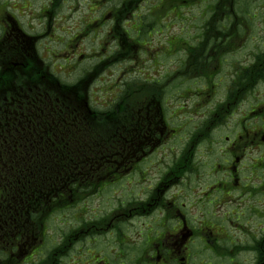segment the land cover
I'll return each mask as SVG.
<instances>
[{
    "label": "flooded vegetation",
    "instance_id": "af4514ba",
    "mask_svg": "<svg viewBox=\"0 0 264 264\" xmlns=\"http://www.w3.org/2000/svg\"><path fill=\"white\" fill-rule=\"evenodd\" d=\"M12 1L0 0V136L22 132L33 135L35 141L36 119L44 118L49 127L43 132L50 137L52 97L44 98L50 103L49 112L35 110L37 102L43 100L36 95L40 69L92 67L99 69L95 80L105 74L117 76L111 81V96L101 103L99 111L108 110L109 123L125 134L128 154L98 168L84 160L75 166L81 172L74 171V175L68 174V163L62 160L64 187L57 197L58 209L51 211V193L33 191L24 196L11 192L15 181L23 177L6 174L5 168L12 165L17 170L22 161L4 159L5 145L0 141V264H264V216H258L263 210L258 204L264 196V178H259V185L253 184L256 162L264 161V78L260 74L264 71V48L254 52L249 64L172 67L171 79L158 72L154 79L133 81V70L116 58L123 47V34L117 38L116 29L119 23L128 24L135 18V12L149 0H111L97 16V24L108 25L109 42L88 54L77 53L66 44L61 53L53 51L49 58L38 49L43 37L25 31L19 23L20 7L12 8L14 14L7 11ZM204 1L207 22L222 24V30L231 25L228 13L235 14L236 3H242ZM259 18L264 17L250 16L241 22L240 30L234 33L239 46L251 36L252 24ZM58 55L62 57L56 60ZM61 60L58 66L55 62ZM197 77L196 84L188 85ZM184 85H188L185 99L198 94L201 103L193 110L191 107L197 113L194 118L191 112L185 123L178 124L175 120L188 114H181L188 109L186 104L173 110ZM193 86L199 89L193 91ZM62 98L69 101L70 97ZM71 104L86 112L85 103ZM235 115L239 119L231 122ZM188 134L194 138L183 148L175 149V143L158 165L144 169L150 156L161 148L165 151L166 138L177 141ZM202 136L205 144L199 142ZM49 143H42V152L49 151ZM35 148L36 144L28 151ZM197 158H206L202 164L208 168L211 183L195 166ZM50 164L45 161V165ZM147 171L157 173L154 186L150 181L155 178L148 177ZM197 176L198 187L191 181ZM119 192L124 197L116 200L117 205L115 197L103 198ZM247 197L253 203L238 212L232 201ZM182 198L191 200L186 205ZM200 213H204L202 218L196 216ZM251 230V238L241 236Z\"/></svg>",
    "mask_w": 264,
    "mask_h": 264
},
{
    "label": "rangeland",
    "instance_id": "374dc122",
    "mask_svg": "<svg viewBox=\"0 0 264 264\" xmlns=\"http://www.w3.org/2000/svg\"><path fill=\"white\" fill-rule=\"evenodd\" d=\"M181 1L184 0H164V6L161 7L162 10L158 8L153 9L157 2L151 1L150 5H145L146 11H142V13L148 16V18H140L137 20V22H134L133 19L128 24L131 28L130 33L133 36L132 40L137 42L136 45L138 47V50H136V52H133L135 54V58H133L126 64V67L128 69H130V67H133L132 70L137 71V74L132 75V78L134 80L140 78L142 79L143 75L138 74V72L140 71V67H154L149 71L147 70L143 72L146 74L145 76H143V79H149L150 77L155 76L158 72H163V68H158V71L155 72V66L157 63L163 65L164 71H169L172 67H179V65L186 62L187 48L190 45H194L201 40V32L202 28L205 25V22H207V14L201 15L200 9L207 6V3L204 0H202V2L200 0V3L197 5L192 3L186 5ZM53 2L54 0H27V2H24L23 0H13L8 4L10 5V7H8L9 10H7L8 12L10 11V13L14 14L12 9L10 8H12L13 6H15L16 8H21H18L20 10V13L17 14V19L25 31L31 30L32 33L41 35L43 37V39L39 41L40 47L38 46V49L41 50V53H44L43 55L45 58H49L53 51L55 54L61 53V50H63L66 44H69V48L70 46L74 48L77 53H88L92 48L97 49L99 47V44L102 45L103 42L110 41L105 37L109 30L108 25H104V27H102L101 23L97 24L98 18L96 17L101 14L98 9L105 10V7L108 6L110 0H61V3L59 5V0H56L57 6L52 8ZM100 5H102V7H100ZM170 5H174L176 9L169 8ZM235 10L238 11L239 16L250 17L252 16V13L258 16H264V0H243L242 3L235 8ZM156 18L158 19L156 20ZM154 20H156L157 24H152ZM133 24H136V26H134ZM96 26V30L94 32H91V30H93ZM252 26L253 28L251 36L248 39L244 40L243 45L238 46L237 50L235 49L232 53L227 54L222 60V66L218 67L227 68L237 67L242 63L249 64L253 59L254 52L258 51L261 48H264V18H259V21L253 23ZM141 28L147 29V31L142 32V36L138 37L141 42H138L137 40H135V34L132 30L136 29V32H138ZM96 31L97 35L95 36V38H89L86 35L89 34L92 36L96 33ZM143 33H145L144 36ZM234 47L237 48V45H235ZM61 57V55H58L55 59L57 60ZM49 60L51 63L54 62H52L51 59ZM62 62L63 61L61 60L56 61L55 63L60 66ZM126 67L122 68L127 69ZM88 68L91 69L92 67H85L84 69H80L76 73V75L72 73L74 69L71 67L69 70H64V67H51V70L55 72L61 80L67 81L66 74H69L70 76H68V79H72V81L70 82H75L80 78L79 76H82L85 73ZM65 71L68 73H65ZM126 72H129V70H126ZM260 74L261 77L264 78V71ZM223 75L224 73L221 76ZM109 76L110 74H105V76H103L102 78L100 77L101 79L98 78V82H96L90 90V98L91 101L93 100L92 106H95V108H98V104H100L99 108L103 109L101 103H103L104 100H108L111 96V81H114L117 76L113 78H110ZM199 80L200 77H197L195 79V82L188 85L196 84V82H198ZM188 85H184L183 87L179 88L181 99L179 103H175L173 107L174 111L180 108V106H182L183 104H186L188 107L187 110H183L184 112H181V114H184L185 112H188V114L181 116V118L183 119L175 120L178 122V124H181V122L182 124L185 123L187 120H183L185 117L191 115V107L193 110L195 109L197 102L201 103L198 94H191V97L189 99H185L184 96L186 94V87ZM192 89L193 91H195L198 90L199 87L193 86ZM169 92L172 93L173 90L166 93ZM218 100H221L220 96H218ZM170 108H172V106H170ZM196 115V111H193L192 118H194ZM237 119H239V115H235L230 121L235 122ZM218 134L219 135H217V137L219 138L221 136V132H219ZM193 138L194 135L191 134L181 135L179 137V140L177 141L174 138L172 140L166 138L164 141L165 151L163 152L161 148L159 152H157L153 156H150L147 162L144 164V169H150L151 164L158 165V162H161V156L164 153L168 152V150L173 147L175 143H177L175 149L183 148L184 145L187 144L189 139L192 140ZM199 138L200 144H205V142L203 141L204 136ZM212 142L213 141H210V144ZM199 153L201 152L199 151ZM204 159L206 158H197L195 166L197 165L196 167L198 168V170L202 172V177L206 181L211 183L212 178L209 177L208 168L206 167V165L202 164V160ZM259 161L260 162H256L257 168L255 170L257 171L253 174V184L256 185H259L261 183V180L259 178H264V161ZM147 174L151 179L155 178L157 175L156 171H153L152 173H149L147 171ZM156 181L157 178H155L154 182L153 180L150 181L151 183H153L152 186L156 184ZM191 181H196L197 187L200 185L198 176L196 177V180L194 179ZM176 192L177 189L173 193L175 194ZM197 194L198 191L194 194V200L198 199ZM111 197H115L116 201L120 200V198L123 199L124 195L119 192L113 195L111 194L110 196L106 195L103 198H107V200H109V198ZM190 200V198H182L180 201L181 203L183 202V204L187 205ZM232 203L234 206H237V211L239 212L242 207L246 209L244 205H251L253 203V200L247 197L238 202L235 198ZM95 206L96 202L93 207ZM258 206H261V208L263 209L262 213L260 212L258 214V216L261 218L262 216H264V196L262 199V204H258ZM203 214L204 213L196 214V216H198V218H202ZM255 220L258 219L255 218ZM52 225L56 226L58 225V222L52 223ZM251 231L244 232L241 236H243L244 238H251V236L254 235L253 230Z\"/></svg>",
    "mask_w": 264,
    "mask_h": 264
},
{
    "label": "trees",
    "instance_id": "16d2710c",
    "mask_svg": "<svg viewBox=\"0 0 264 264\" xmlns=\"http://www.w3.org/2000/svg\"><path fill=\"white\" fill-rule=\"evenodd\" d=\"M232 16L229 12L228 18L231 19ZM232 25L233 21L231 20V25L223 31L221 24L214 21L208 22L200 43L187 49L186 66H218V62H222L227 54L235 50L231 46L232 41L236 39ZM217 32H222V34L217 37ZM44 72L38 74L36 94L38 97L43 96V100L37 102L35 110L36 112H49L48 105L50 103L44 98L52 97L51 136L48 137L43 132L49 127L44 118L43 120L36 119L35 141L32 139L33 135L29 133L20 132L17 136H0L3 139L0 141L5 145L3 158H17L22 161L18 164L17 170H14L12 165H8L4 173L23 177L19 181H15L11 192L22 193L24 196L33 191L36 193L45 191L52 194L59 191L64 183L61 177L65 173V167L60 163L62 160H64V164L68 163V174L74 175V171L77 174L81 172L77 171L75 166L84 160L89 161L93 168H98L104 166L105 161L125 159L126 153H128L124 149L125 134L120 133V130L108 121L110 112L89 114L87 111L78 110L71 104L72 102L85 103V85L93 72L69 85L64 83L58 85L59 81L53 75H47L46 79L42 80ZM65 95H69V101L62 98ZM42 143H49V151L42 152L44 148ZM35 144L34 152L28 151ZM14 145L18 147L16 148ZM48 160L51 164L45 165V161ZM82 174L88 175L89 173Z\"/></svg>",
    "mask_w": 264,
    "mask_h": 264
}]
</instances>
